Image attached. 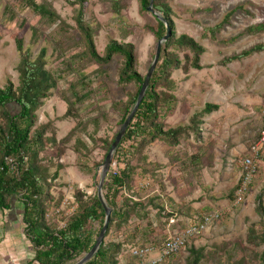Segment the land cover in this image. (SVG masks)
<instances>
[{
  "label": "trees",
  "instance_id": "trees-1",
  "mask_svg": "<svg viewBox=\"0 0 264 264\" xmlns=\"http://www.w3.org/2000/svg\"><path fill=\"white\" fill-rule=\"evenodd\" d=\"M24 1L25 6L36 13L37 21L45 25L56 24L57 30L62 35L61 42L55 44L59 49L58 58L61 67L55 71L50 70L46 67V47L42 46L32 57L30 50L24 47L23 38L17 34L13 35L19 56L16 65L18 84L15 86L8 79L0 87V210L9 208L13 201L21 204L24 232L34 251L33 257L23 264H73L94 243L104 220V209L96 193L88 195L72 186L75 206L71 213L64 214L65 224L59 226L58 223L49 221L47 209L49 201L52 200L50 187L59 170L65 167V164L58 159L73 136L86 132L89 124L97 123V116L85 120L81 115V111L88 107L83 100L93 91L89 79L91 75L98 71L102 72V66L108 63L113 55L121 56L118 81L123 84L133 83L134 89L128 91L125 100H112L108 97L90 100L96 106L100 103H109L120 114L119 124L129 113L144 75L135 68L134 45L131 42L110 38L103 54L97 52L94 43L96 28L84 19L87 0H66L73 6L74 25L65 21L48 2H44V6L38 4L36 0ZM109 2L111 10L116 14L125 8L122 0H109ZM138 3L140 12H148L146 7L149 0H138ZM152 6L166 19L170 35L161 44L159 59L145 95L114 153L102 186L103 197L112 209L106 235L112 227L114 230L122 227L124 229L119 234L120 238L116 236L109 241L104 239L95 255L84 264H121L117 254L125 244L133 245L139 239L141 242L136 244L159 246L181 229L174 233L165 229L167 235L160 238L158 235L159 231H163L162 226L156 225V229L149 222H146L145 226L142 225V221L148 219L151 209L155 210L154 216L157 221L162 216L174 215L173 212H166L162 205L160 191H164V186L162 180L155 174L160 165L145 162L143 151L149 144L155 140H163L169 146L167 153L169 160L176 162L181 172L189 173L194 177L200 173L205 164L202 162L204 151L198 145L201 141L200 125L204 115L216 110L218 105L205 103L201 109L193 112L186 123L169 126L165 122L166 117L173 113L178 104L174 94L176 82L172 78L173 70L181 67L178 51H189L191 66L200 69L202 68L199 62L200 55L205 48L185 33L176 35L175 23L171 17L172 10L167 0H153ZM240 6L229 9L217 23L204 29V34L207 33L212 39H216L217 33L229 22L231 15L241 8ZM4 8L8 11L9 18H13L15 12L10 4L6 3ZM209 10L210 7L199 9V11ZM155 20V25L149 28L158 39L165 34L166 27L160 19L155 17ZM31 28L32 41L35 42L39 38L38 27L32 25ZM263 31L264 20L246 26L236 38ZM232 39L234 37L229 40ZM262 51H264V39L225 57L221 64ZM185 57L189 58L188 55ZM65 74L74 75L67 89L61 93V98L66 104L65 112L60 117L37 123V110L42 106L44 99L52 96V90L57 87L58 81L63 79ZM10 105L15 106V113L10 110ZM63 118H71L74 126L66 135L57 139L54 121ZM263 127L264 112L261 115L258 132ZM115 134L116 132L111 138L102 140L103 156L108 151ZM190 138L194 144L188 154L176 149L182 140ZM73 150L81 155L78 147L74 146ZM208 157L206 161L211 160V157ZM100 164L101 160L95 163V174L100 169ZM52 167L55 169L51 173ZM137 170L140 179L151 178V183L147 187H150L149 191L141 196L134 190V175ZM239 185L240 178L226 195L229 201L235 199ZM147 188L145 190H148ZM250 188L251 186L246 189L243 197ZM263 196L264 185L255 196L254 210L259 219L248 224L244 239L227 240L207 250L204 246L194 244L195 240L203 235L201 233L188 238L184 247L177 252L186 248L184 263L178 262L175 257L177 253H173L154 264H264ZM198 218L201 220L202 215H198ZM133 220L141 223L132 224Z\"/></svg>",
  "mask_w": 264,
  "mask_h": 264
},
{
  "label": "rangeland",
  "instance_id": "rangeland-1",
  "mask_svg": "<svg viewBox=\"0 0 264 264\" xmlns=\"http://www.w3.org/2000/svg\"><path fill=\"white\" fill-rule=\"evenodd\" d=\"M87 8L84 12V19H86L93 27L94 43L97 52L102 55L104 47L110 38H114L118 41L131 42L134 45L135 54V68L141 74L144 75L150 65L153 58L156 42L158 39L153 34V31L149 26H154L156 23L155 16L150 12H140L138 0H122L125 8L121 10L119 14L114 13L111 10L109 0H87ZM172 14L171 17L175 23L176 35L185 33L193 37L198 43L204 46V59L206 63L204 66H226L230 64L231 75H221V82H229L231 87H241L246 92L251 86L255 87V92L262 95L261 103L258 105L245 106L243 109L246 111L247 116L243 119H248L246 124H237L236 130L239 134L247 135L245 137L246 143L249 145L252 136L250 134L258 133L260 127L261 115L264 112V51L253 53L248 57L240 60H233L226 64H221V61L232 54L238 53L242 49H245L252 44L262 41L264 39V31L257 34L241 35L236 38L238 33L242 31L246 26L264 20V0H167ZM38 4H44L48 2L55 9V11L68 23L74 25L73 6L66 0H36ZM8 3L12 7L14 13L13 18H9L8 11H5V4ZM241 5L230 17V20L225 24L217 33L216 39H212L207 33L204 34V29L213 26L217 23L223 15L231 8ZM210 7L209 11H199L200 8ZM35 25L38 27L37 33L39 38L37 41H32V28ZM17 34L23 38L24 47L28 48L34 57L42 46L46 47V67L50 70H58L60 66L59 62V49L55 47L57 42H61L62 35L57 30L56 24L45 25L42 22L37 21V15L31 8L25 6L24 0H0V87H2L9 79L16 86L18 84V71L16 65L19 60L18 52L15 48L13 35ZM231 37L234 39L229 40ZM178 55L181 60V67L173 70L172 78L176 82V92L178 103L180 100L183 102L182 95L187 93L189 88L188 82L185 83V79L189 75H195L197 72L190 64V52L187 50L178 51ZM188 55L189 58H186ZM122 58L120 55L115 54L109 60L108 63L102 66V72L97 73L89 77L93 91L90 93L87 99L83 100V103L88 104V107L81 111V115L85 120L97 116V123L89 124L86 132L77 133L72 137L70 142L66 144L62 158L58 161L69 166L66 169V174L70 176L74 173L75 179L70 180L76 182L64 183L57 180L52 183L50 187V193L52 200L49 201L47 209V217L49 221L61 223L65 222V209L70 211L71 205H75L74 201V189L85 192L86 194H95L96 186L100 177V169L95 174V163L104 158V150L102 148V140L111 138L119 128L120 114L114 110L109 103H100L98 106L91 99H105L108 97L112 100H125L128 91L134 89L133 83H120L118 81V70L121 66ZM203 66V65H202ZM192 72V73H189ZM73 74H65L63 79L58 81L57 87L52 90V96L44 99L42 106L37 110V123H43L47 120L60 117L66 109L65 101L61 98V93L67 89L68 84L74 78ZM68 93V92H67ZM187 98V97H186ZM90 101V102H89ZM91 103V104H89ZM185 105V103H182ZM178 106V104H177ZM176 106V108H177ZM12 113L16 112L14 105L9 106ZM199 110L198 107L194 109ZM192 115V114H191ZM190 115V116H191ZM188 115H183L182 112H176L174 116L168 121L169 124L175 126L182 124ZM189 116V118H190ZM188 118V119H189ZM187 120V119H186ZM56 137L62 138L69 130L74 126V121L71 118H63L54 121ZM227 130L225 134L228 137L225 141L226 145L230 143L231 131ZM234 133V132H233ZM232 133V134H233ZM79 141V142H78ZM194 143L190 139L182 140L179 145V150H184L183 154H188L184 148L188 145L189 149H192ZM247 145V147H248ZM74 146L78 147L81 151V155L73 152ZM167 146L163 140H155L151 145L146 147L143 151L145 162L153 164L160 163L163 157V150ZM72 152H71V151ZM75 153V154H74ZM83 154V155H82ZM146 156V157H145ZM238 156H241L240 154ZM236 156L233 161H223L222 170L218 171L216 181L212 182V187H209L210 180L213 176L205 175L200 176L195 180V184L200 185L199 196L197 193L193 194L192 201L186 202L185 200L179 202L180 209L184 211L187 207L193 205H201L205 208V211H211L216 209H223L225 211L224 218L218 222L214 231V238L207 236L209 231H205L201 237L195 240V245L204 246L207 250L211 249L213 245L219 244L227 240L244 239L246 228L249 223L257 222L259 217L254 210L255 196L264 185V163L260 167V172L257 178L250 185V190L246 193L243 200L233 205L232 201L227 198V193L237 183L238 179L234 178V172L240 171V167L236 166ZM55 161L56 159L53 158ZM150 159V160H148ZM263 160V158H262ZM84 166V168H83ZM227 167V168H226ZM229 167V168H228ZM65 168V167H64ZM55 168L50 169L51 173ZM63 169V168H62ZM73 172V173H72ZM156 169L155 174H158ZM59 175V172H58ZM171 177L173 175L169 174ZM219 175V178H217ZM62 178L63 174L61 175ZM134 190L138 195H144L149 191L150 187L140 188L138 183L142 180L139 176V170L134 175ZM84 178V183L79 179ZM151 179V178H150ZM210 179V180H209ZM176 179L175 183L170 182L171 185L176 187L179 192L182 189L183 180ZM194 181V180H193ZM208 182V183H207ZM180 184V185H179ZM156 187L158 185L156 184ZM154 188V187H153ZM103 192V190H102ZM207 192V201L202 198L203 194ZM176 193V191H175ZM180 193V192H179ZM181 192L180 194H182ZM184 195V194H183ZM179 199L181 196H175ZM264 197V196H263ZM185 198V196H182ZM228 200H227V199ZM73 201L69 204L64 202ZM175 205V204H174ZM203 205V206H202ZM170 205L167 207L170 210ZM59 212L56 213L55 210ZM154 210H150L147 220L142 221V225L145 222L155 223L162 226L165 224L167 218L155 220ZM183 221V218L180 219ZM141 223L138 220H133V223ZM173 222L172 219L168 220V224ZM174 223V222H173ZM183 223L179 222L174 229H170L172 233L176 232L180 228H183ZM212 225H209L207 230L211 229ZM163 231H159L158 237L163 238L167 234L165 233L164 226L161 227ZM124 227L119 230H114V227L104 237L105 241L119 237V234ZM141 242L137 239L132 245L125 244L117 254L118 261L121 264H140V260L131 256V248L136 243ZM187 255L186 248L182 249L175 255L176 259L180 263H184ZM261 264V263H259Z\"/></svg>",
  "mask_w": 264,
  "mask_h": 264
},
{
  "label": "crops",
  "instance_id": "crops-1",
  "mask_svg": "<svg viewBox=\"0 0 264 264\" xmlns=\"http://www.w3.org/2000/svg\"><path fill=\"white\" fill-rule=\"evenodd\" d=\"M203 59L204 52L200 55L199 61L200 64L203 65L202 68H195L197 73L193 76L189 75V77L185 79V83L188 82V84L190 85L187 89V93L184 92L182 95L181 99H183V102L180 100L177 108L173 111V113L166 117L165 122L169 126H172L168 123V121L174 116V114H176V112H182L183 115H188L186 118L187 120H182L184 121V123H186L189 116L193 114V112H195L194 109L196 107H198V109H201L205 103L217 104L218 108L205 114L202 118V123L200 125L201 141L198 142V145H200L202 147V150L204 151L202 155V162L205 164L196 177L190 175L189 173L181 172L178 169L176 162L169 160L167 154L169 151L168 145L163 150L164 159H162V161L160 162L162 164H160L158 168V176L162 180L164 186V191H160L162 198L161 201L162 205L165 207L166 212L174 213L173 216H162L160 218H167L165 224H162V226H164L166 230H170L171 228L174 229V226H177L179 222L183 223V227H185L193 220L199 221L198 215H203L207 212L205 211V208L201 207V205H193L192 207H187L186 209H184V211H182L180 209L181 206L178 203L183 200H185L186 202L192 201L194 198L193 194L197 193L199 195L201 186L195 184V180L199 179L200 176L205 175L206 172L208 173V175L213 176V179H209V182L211 184L209 185V187H212V182L216 181L215 174H217L218 171L222 170V162L228 160L229 162L233 161V159L239 154L243 155V153H246L248 144L246 143L245 137H247V135L239 134V132L236 130V125L241 123L244 125L246 124V121H248V119H243V117L247 116L246 111H244L243 109L245 106L258 105L262 102V95L258 92H255L254 86H251L245 92L244 89H241V87H236L235 89L231 87V84L229 82H221V80H219L220 76L223 74H232L230 70V64H227L226 66L216 65L208 67L204 66L206 63L203 61ZM177 91L178 89L174 92L176 96ZM182 103H185V105ZM231 127L234 128L231 131V141L229 145H226L225 141L228 137H226L225 134L227 133L228 129H231ZM256 135L257 132H255L254 134H250V136H252L250 141L253 140ZM191 142H193L192 139ZM176 149H178V147ZM184 149L190 152L188 145ZM184 152V150L181 151V153ZM208 156L211 157L210 161H206ZM262 158L263 160H261L263 164L264 150L262 153ZM236 166L238 165L236 164ZM68 167L69 166H65V168L59 170L57 180L64 183L71 182L73 185L76 182L70 180V178L75 179V174L73 172L71 176L69 173L66 174V169H68ZM62 174L64 178H62ZM169 174L173 176L171 177ZM233 174L234 178L238 179L240 176V171H236ZM217 178H219V175ZM176 179H178V181L179 179L183 180L182 189L180 188L179 190L180 193L183 192L182 194H180L176 190V187L173 186L174 184H170V182L173 181V183H175ZM80 182L84 183V178H80L79 183ZM176 195L181 197H179L178 199L175 197ZM201 195L202 193L199 196ZM182 196H185V198H182ZM207 196L208 195L206 192L205 195L203 194L202 198L207 201ZM170 205H173L174 208L170 207V210H168L167 207H169ZM182 218L183 221H180V219ZM169 219H172L174 223L171 222L170 224H168ZM218 222L210 224L212 225L211 229L207 230L208 228H206L205 231H209L207 236L211 235L210 238H214L213 228L216 227L217 224L215 223ZM150 224L152 226H155V228L157 229V222ZM145 225L146 222L143 224V226ZM33 255L34 251L32 245L24 232V224L22 223L21 215V204L17 201H13L9 208L0 210V264H23L29 261L33 257Z\"/></svg>",
  "mask_w": 264,
  "mask_h": 264
},
{
  "label": "built area",
  "instance_id": "built-area-1",
  "mask_svg": "<svg viewBox=\"0 0 264 264\" xmlns=\"http://www.w3.org/2000/svg\"><path fill=\"white\" fill-rule=\"evenodd\" d=\"M264 150V127L259 130L257 137L248 145L246 153L239 156L235 163L240 167V185L236 191L235 199L232 204L236 205L243 200V195L246 189L257 178L260 172L262 164L261 155ZM151 183L149 177L143 178L138 186L140 188H147ZM73 201L64 202L69 204ZM75 205H71L70 211L65 209V213L69 214L73 211ZM59 210L56 209L55 212ZM224 216L223 209H216L207 211L202 215V219L199 221L193 220L188 225L174 233L173 236L165 240L161 245H140L136 244L131 248V256L140 260V264H154L161 261L167 255L177 253L184 247L185 242L191 236H195L203 233L206 228L214 223L220 221ZM65 222L59 223V226H63Z\"/></svg>",
  "mask_w": 264,
  "mask_h": 264
},
{
  "label": "water",
  "instance_id": "water-1",
  "mask_svg": "<svg viewBox=\"0 0 264 264\" xmlns=\"http://www.w3.org/2000/svg\"><path fill=\"white\" fill-rule=\"evenodd\" d=\"M153 0H149V3L146 7L147 11L150 12L151 14H153L156 18L160 19L161 21H163L165 27H166V32L165 34H163L162 37L158 38L157 42H156V47H155V52L153 55V58L150 62V65L148 66V69L146 71V73L144 74V78L143 81L140 85L139 91L137 93L136 99L129 111V113L127 114V116L125 117V119L122 121V123L119 125L118 130L116 131V134L114 136V139L112 140L110 147L108 149V151L106 152L101 164H100V177L96 186V195L101 203V205L103 206L104 209V220L103 223L101 225V228L95 238L94 243L92 244V246L90 247V249L84 253L82 255V257H80L76 262H74L73 264H84L85 262H87L88 260H90L95 253L98 251L100 244L103 242L107 228H108V223L110 220V214H111V207H109L103 197V192H102V186H103V182L105 180L107 171L109 170L111 161L113 159L114 153L125 133L126 128L128 127L136 109L138 108L140 102L142 101L146 89L149 85V80L150 77L155 69V66L158 62L159 59V55H160V51H161V44L162 42H164L170 35V28L167 24V21L165 18H163L161 16V14L159 12H157L154 8H153Z\"/></svg>",
  "mask_w": 264,
  "mask_h": 264
}]
</instances>
